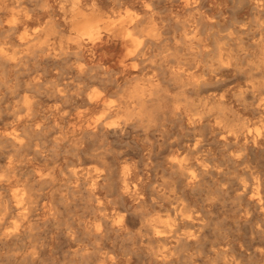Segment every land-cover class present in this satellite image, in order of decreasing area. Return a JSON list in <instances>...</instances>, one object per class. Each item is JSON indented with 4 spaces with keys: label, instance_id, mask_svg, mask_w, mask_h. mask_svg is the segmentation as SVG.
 <instances>
[{
    "label": "clouds",
    "instance_id": "1",
    "mask_svg": "<svg viewBox=\"0 0 264 264\" xmlns=\"http://www.w3.org/2000/svg\"><path fill=\"white\" fill-rule=\"evenodd\" d=\"M0 264H264V0H0Z\"/></svg>",
    "mask_w": 264,
    "mask_h": 264
}]
</instances>
